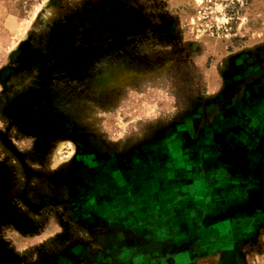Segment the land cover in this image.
<instances>
[{
	"label": "rangeland",
	"instance_id": "1",
	"mask_svg": "<svg viewBox=\"0 0 264 264\" xmlns=\"http://www.w3.org/2000/svg\"><path fill=\"white\" fill-rule=\"evenodd\" d=\"M0 264H264V0H0Z\"/></svg>",
	"mask_w": 264,
	"mask_h": 264
}]
</instances>
